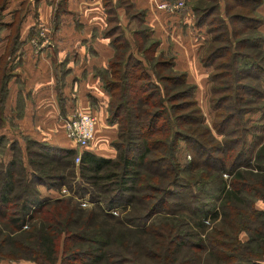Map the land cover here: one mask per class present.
Returning a JSON list of instances; mask_svg holds the SVG:
<instances>
[{
    "label": "trees",
    "instance_id": "obj_1",
    "mask_svg": "<svg viewBox=\"0 0 264 264\" xmlns=\"http://www.w3.org/2000/svg\"><path fill=\"white\" fill-rule=\"evenodd\" d=\"M110 1L102 0L106 24L117 21ZM262 1L252 0L258 13L252 10L241 18L247 27L262 20L257 10ZM61 4L54 14L63 10ZM125 6L132 4L127 0ZM212 8L217 6L194 3L196 23L208 22ZM227 8L225 3L232 24ZM137 9L131 17L144 23L146 11ZM208 24L212 33L200 62L209 65L222 56L219 49H224L214 42L223 36L230 61L246 64L209 72L208 102L215 117L208 126L194 96L196 84L187 82L185 69L174 67V55L154 53L159 38L147 45L138 42V35L146 38L150 27L144 23L145 29L133 30L138 55L117 33V23L105 28L114 52L97 74L109 94L107 122L117 127L110 141L115 153L84 149L75 162L73 147L28 135L20 136L23 147L16 139L10 141L8 157L0 151V259L25 258L36 264H264V209L255 204L258 199L264 203V139L258 141L253 163L247 144L257 126L264 130V35L260 32L250 44L259 47L255 52L239 53L248 39H237L224 18L215 26ZM224 75L229 82L216 85ZM6 81L1 66L0 127L9 121L3 112ZM165 100L172 121L164 117ZM238 100L260 103L234 112L229 102ZM188 107L190 111L174 113ZM255 111L258 121L249 127L245 114ZM181 142L192 157L179 158ZM40 184L56 190L66 186L69 193L43 195ZM83 196H88L89 207L82 205ZM113 208L118 211L113 213Z\"/></svg>",
    "mask_w": 264,
    "mask_h": 264
},
{
    "label": "crops",
    "instance_id": "obj_2",
    "mask_svg": "<svg viewBox=\"0 0 264 264\" xmlns=\"http://www.w3.org/2000/svg\"><path fill=\"white\" fill-rule=\"evenodd\" d=\"M129 1L133 7L145 9L144 22L152 25L153 33L159 36L160 43L164 41L159 34L164 33L165 40L173 43L172 40H180V25L186 31L190 28V14L184 18L181 13L158 7L160 2L170 0ZM61 5L63 11L74 12V18L56 17L55 30L36 34L31 26L37 22L47 24L52 11L49 0L4 1L3 15L14 16L19 12L21 15L16 24L12 17L0 19L5 24L0 27V58L10 50L5 65L8 89L3 107L9 121L0 127V135H28L52 144L72 147L73 140L65 135L64 119L74 109L89 111L95 113L96 118L92 141L97 135L101 136L100 146L108 149L107 154H101L112 156L115 151L110 147V141L115 137L117 127L116 123L107 122L108 92L97 74L98 67L108 66V59L114 52L109 37L101 32L106 24L102 0H64ZM32 8L38 12L36 20L32 18ZM259 10L264 16V0ZM118 13L122 18L123 12ZM12 26L16 28L14 31ZM33 40L38 42L34 43ZM47 40L50 41L45 43ZM7 41L11 43L9 49ZM184 49L189 63L176 66L185 69L189 80L201 87L202 76L195 73L199 67L194 61L190 63L195 58V41L189 39ZM0 264L35 263L6 258L0 259Z\"/></svg>",
    "mask_w": 264,
    "mask_h": 264
},
{
    "label": "rangeland",
    "instance_id": "obj_3",
    "mask_svg": "<svg viewBox=\"0 0 264 264\" xmlns=\"http://www.w3.org/2000/svg\"><path fill=\"white\" fill-rule=\"evenodd\" d=\"M123 1L124 2H121V0H111L110 1L109 6L111 5V7L115 8V13L117 15V18H116L117 21H115L112 18L108 24H105V26L102 28L101 32L104 33L103 31H105L106 27H109L110 25L117 23L119 26L117 33L119 35H124L125 38L127 40H129V42L131 43L129 48L130 49L133 48L135 53L138 55L137 51L135 50L136 48L133 47V45L135 43V34H133V30L138 29L139 31H141V29L144 28L145 22L141 23L136 18H132L131 13H135V11L139 10V9H137L133 6H131V7L125 6L127 0H123ZM170 1L172 2V1H176V0H170ZM183 1L184 2L182 4V6H180V7L171 8V9L165 8V9H168L169 11H175L176 13H181L182 15H184V18L188 14H190V15H188V16H190L189 21H191L190 28H188V31H186V30H184L183 26L180 25V27H179L180 28V31H179L180 40H178L176 42L174 40H172L173 43H171L170 40H167V39L165 40V34L164 33L159 34L162 42L163 41L164 42L158 43V46L156 47V50H154V53L156 54V53H158V51H162V52H164V55H168V56L174 55V59L176 58L175 59L176 62L174 63V67L178 68L177 66H183V64H186L187 62L189 63V58L187 56H185L184 46L187 45V43L189 42V39H192L195 41L196 50L193 54V57H195V58H192L190 60V63H193V61L196 62L197 67H199V69H197V71L195 73L199 76H202L201 77L202 83H201V87L196 85V87L194 88V96L197 99L198 104L201 107V110L203 113V119H204L203 123L208 126V125H210L213 118L215 117V115H214L215 109L212 108V106H210V104L208 102L209 85H210V80L208 78L209 72L210 71L211 72L212 71H219V72L224 73L225 71L230 69L231 63H234V65H237V66L239 65L238 62L230 61L228 54H226V48L225 47H227V42L224 38H222L223 36H221L219 40L214 42V43H217L216 44L217 46L221 45V47L224 49V50L219 49V52L222 53V56H220L219 58H217V60H215V62H214L215 64L212 63L209 65H203L200 62L199 57L201 56V53H203V51L205 50V47L207 46V44L209 43V38H210V35L212 33V32L210 33L208 31V25H210V24H208V22L209 23L211 22V26H215L218 24V19L220 17L222 19L224 18L225 21H227V24L229 26L232 25L235 28V32H236L235 37L237 39H244V38L248 39L247 42H243L246 44H240L239 53H243V52L249 53V52H255L259 48L258 46L252 47L250 44L254 43L256 41V36L260 35V32H261V34L264 35V24H263L264 23L263 22L264 16L262 13H260L262 16V20L260 22H258V24L256 23L253 26L247 27L245 25L244 20L241 18L245 17V15H249L250 13H253L251 11L253 10L255 3H253L252 0H187V1L183 0ZM61 2H64V0H49V3L52 7V11H51V14L49 16V21L47 22V24H43L42 22H37L36 24H33L31 26V28H32V31H34V33H36V34H39L40 32L51 33V31L55 30L57 27L56 26V24H57L56 17L59 18L61 16H65L66 18H69V19L74 18L75 13L71 12V11L69 12V11L60 10V11H58V14H54L55 13L54 11H56V8H58V6L61 4ZM194 3H197V5H204V4L208 3L209 7L217 6V8L211 9L212 12H210V15L208 16V22L204 21L201 24L196 23L195 16H194L193 11H192V5ZM225 3L228 4L227 9H228L229 13L233 14L232 15V19H233L232 24L229 22V18L225 13V11H226L225 10ZM103 7H104V5H103ZM118 8H119V10H117ZM257 10L260 12L259 7L257 8ZM119 11L123 12L122 18L120 16V14L118 13ZM254 12H256V11H254ZM256 13H258V12H256ZM20 15H21V12L17 13L14 16L1 14L0 17H12L14 24H16L20 20ZM256 15H258V14H256ZM38 17H39V15H38L37 10H35V8H32V18L36 20V19H38ZM180 24H182L181 21H180ZM145 25H147L148 28L150 27L148 30L147 29L145 30V32L147 33L146 38H140L139 35L137 38L138 42L143 44V45H147L154 37L159 38L158 35L153 33L152 25H149L147 23H145ZM170 28H171V25H170ZM14 29H16V28H14V26H12V31H14ZM218 31H220V30H218ZM188 34H191L190 35L191 38L188 37ZM246 39L244 41H246ZM159 40H160V38H159ZM48 41H50V40H47L45 43H47ZM36 42H38V41H34V43H36ZM39 42L41 43L42 41L39 40ZM260 43H261V48L264 50V38L261 40ZM6 45L8 46V49H9V47H11V43L9 41H7ZM8 52L10 53V50H8L6 52V57H3L4 59H2V61H0V69L2 66L6 70L5 65L7 62ZM179 52H180V54L178 55ZM175 53H177V54H175ZM218 62L220 64H217ZM227 63H229L228 66H227ZM214 65L215 66L217 65V67L215 68ZM239 66H246V64H240ZM147 69H149V68H147ZM150 73L153 76V80L155 82L159 83V81L156 80L155 76L152 74L151 71H150ZM143 79H147V78H143ZM221 81L229 82L228 76L224 75L220 78V80H216L214 83H217L216 85H219L222 87V85H224L225 82H221ZM187 82L192 83V81L189 80V76L187 78ZM159 86H160V91H161L160 94L162 95V86L161 85H159ZM178 87H179V85L173 86L172 90L176 89ZM247 96H248V94H242L243 98L247 99ZM108 97H109V94H108ZM154 99H158L156 95H154ZM172 101L177 103L180 101V99H175ZM164 103H165V106L167 109L166 113L164 114V117H165V119L169 118L172 121L173 113L170 111V109L168 107L170 102L165 100ZM258 103H260V102H258V101H256V103L253 101L244 102V100H242V101L238 100L236 102H233V104L229 102V104L231 106L234 105L231 107L234 112L236 111V109H238L242 105L255 107L254 105H256ZM190 110H191V108L188 107V108H185L184 110H175L174 113H182L183 111H190ZM93 115L95 116V113H93ZM257 115H258V111H255L254 113H251V114H249V113L245 114V117L250 116V118L245 120V122L247 123V125H249V127H252L250 125H254L255 123H257L256 121H258V120L256 118L254 121V117H257ZM184 125L189 126V124H184ZM191 125L196 126L198 124L193 123ZM231 126H232V122H230L229 127H227V129L232 128ZM254 133H257V134L256 135H249L248 141H247V144L249 145L248 148H251V151H249V153H248V160L251 163H253V161H255L253 156H254V152H255L256 148L259 145L258 141L264 139V130L258 128V126H257L256 130L254 129ZM96 135H97V133H96ZM217 137L220 138L221 136L219 134H217ZM101 138H102L101 136L97 135V137L93 141H91L87 146H83V147L77 146L75 142L71 141L73 143L72 147L75 149L76 154L78 152L84 150V149H88V150L94 149L98 153L107 154L108 153L107 147L106 146H100ZM15 139H16V141H18L17 143L21 147L24 146V139H22V137H20V136H15V137L14 136H6L5 138L0 139V151H4V153H3L4 157H8L9 153L11 152L10 149L8 148L9 142L14 141ZM206 144H209V142H206ZM108 145H109V143H108ZM184 145H185V143L181 142V146H180L179 151H178L179 158L185 159V154H186V158L192 157L193 153L191 151L187 150V148ZM217 155H219V154H217ZM74 161H75V157H74ZM240 167H242V166H240ZM223 174H224V177L228 178L226 173H223ZM73 184H74V182H73ZM39 188H40L43 195L44 194H48L51 196L62 195V193H61L62 191L60 189L56 190L54 188H47L43 184H40ZM65 194H68V193H65ZM83 197L88 198V196H83ZM255 204H256L257 208L264 209V203L262 200L258 199ZM90 205H91V203L85 207H89ZM24 226H26V225H24ZM242 237L245 238L246 234H242ZM10 260H14V259H10ZM19 260H29V259L19 258L15 261H19ZM29 261H31V260H29ZM31 262H34V261H31Z\"/></svg>",
    "mask_w": 264,
    "mask_h": 264
},
{
    "label": "built area",
    "instance_id": "obj_4",
    "mask_svg": "<svg viewBox=\"0 0 264 264\" xmlns=\"http://www.w3.org/2000/svg\"><path fill=\"white\" fill-rule=\"evenodd\" d=\"M183 0L162 1L158 4L160 8H176L183 4ZM64 131L67 138L73 140L77 146H87L94 138L95 133V116L89 111L74 109L64 119ZM78 153L75 155V162H78ZM62 194L69 193L66 186L60 188ZM83 206L89 205L91 202L87 197H81ZM113 213L118 211L117 208L111 209Z\"/></svg>",
    "mask_w": 264,
    "mask_h": 264
}]
</instances>
